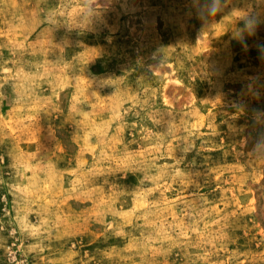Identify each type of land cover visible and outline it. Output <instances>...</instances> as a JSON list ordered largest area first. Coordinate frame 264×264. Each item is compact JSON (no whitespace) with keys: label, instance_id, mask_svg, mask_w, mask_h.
I'll return each mask as SVG.
<instances>
[{"label":"rangeland","instance_id":"obj_1","mask_svg":"<svg viewBox=\"0 0 264 264\" xmlns=\"http://www.w3.org/2000/svg\"><path fill=\"white\" fill-rule=\"evenodd\" d=\"M208 7L0 0V264H264V0Z\"/></svg>","mask_w":264,"mask_h":264},{"label":"clouds","instance_id":"obj_2","mask_svg":"<svg viewBox=\"0 0 264 264\" xmlns=\"http://www.w3.org/2000/svg\"><path fill=\"white\" fill-rule=\"evenodd\" d=\"M222 0H209L208 16H215L221 10L220 5ZM238 19L243 21V29L239 33L233 35V39H237L239 42L244 43L245 36L255 35L256 30L260 23H262L260 17L255 14H243L240 13Z\"/></svg>","mask_w":264,"mask_h":264}]
</instances>
